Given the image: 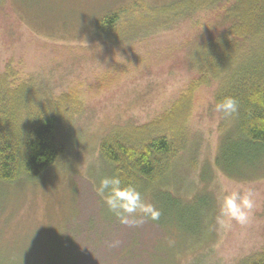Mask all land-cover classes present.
<instances>
[{"label": "rangeland", "instance_id": "374dc122", "mask_svg": "<svg viewBox=\"0 0 264 264\" xmlns=\"http://www.w3.org/2000/svg\"><path fill=\"white\" fill-rule=\"evenodd\" d=\"M115 12V31L100 33ZM224 13L219 0H0V87L53 114L62 146L39 178L0 185V264H69L77 250V264H244L263 252L264 159L235 162L241 180L214 162L237 140L215 109L223 80L264 64V40L238 43L234 71L205 72ZM114 136L174 139L166 181L144 198L158 220L121 224L95 191L113 176L100 145ZM238 185L255 192L249 222L220 223L218 196Z\"/></svg>", "mask_w": 264, "mask_h": 264}, {"label": "trees", "instance_id": "16d2710c", "mask_svg": "<svg viewBox=\"0 0 264 264\" xmlns=\"http://www.w3.org/2000/svg\"><path fill=\"white\" fill-rule=\"evenodd\" d=\"M219 3L222 5V12H225L222 27L219 29L221 32L217 39L208 41L215 43L210 45L202 68L213 74V77L226 73V70L229 73L236 70L228 83L223 80L224 85L216 102L226 96L237 100L238 112L229 117L237 140L232 145L229 142L220 144L214 163L227 177L241 180L233 174L238 163L245 159H248V163L258 157L264 159V64H259V59H256L254 65L248 68L238 69L241 65L239 64L234 66V70H230L226 66L232 67L238 43L251 40L253 48L259 41L264 40L260 38L264 36V0H219ZM119 15L120 13L115 12L101 18L96 26L98 31L102 34L113 33ZM227 24L229 26L223 30ZM4 89L0 87V185L37 179L62 154L55 116L45 111L27 113L28 108L24 107L26 99L21 104L20 100L12 98L16 93H9ZM20 114H24V120L20 121ZM174 143V139L165 136L152 139L145 137L141 141L132 142L114 136L101 143L100 156L111 167L113 175L118 176L123 184L136 186L145 198L166 181L163 173L165 170L169 171V165L178 153ZM220 159L225 160L228 165L232 162V172L227 167L220 166ZM168 197L174 207L180 208L181 201L178 198ZM77 254L78 250L75 260L73 258L69 264H77ZM126 255L129 256V253ZM36 259L30 258V264H35ZM55 260L57 261H50L56 263ZM244 264H264V250L255 259Z\"/></svg>", "mask_w": 264, "mask_h": 264}, {"label": "clouds", "instance_id": "9594fccd", "mask_svg": "<svg viewBox=\"0 0 264 264\" xmlns=\"http://www.w3.org/2000/svg\"><path fill=\"white\" fill-rule=\"evenodd\" d=\"M215 109L226 118L233 117L238 112V102L235 98L226 96L215 103ZM95 191L101 196L107 210L121 224L138 225L145 219L158 220L161 215L155 205L144 199L136 186L123 184L116 175L101 179ZM254 197L253 189L243 185H238L230 192L222 191L218 196V221L223 223L227 218L246 225L254 208Z\"/></svg>", "mask_w": 264, "mask_h": 264}]
</instances>
